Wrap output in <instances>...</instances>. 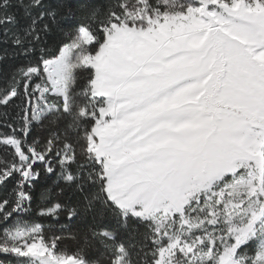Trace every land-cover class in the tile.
Returning a JSON list of instances; mask_svg holds the SVG:
<instances>
[{"label": "snow or ice", "instance_id": "snow-or-ice-1", "mask_svg": "<svg viewBox=\"0 0 264 264\" xmlns=\"http://www.w3.org/2000/svg\"><path fill=\"white\" fill-rule=\"evenodd\" d=\"M14 6L0 0V43L24 58L0 88L18 109L0 112V264H264V0ZM45 121L64 127L29 142ZM41 171L75 202L39 216L91 217L74 252L23 219Z\"/></svg>", "mask_w": 264, "mask_h": 264}, {"label": "trees", "instance_id": "trees-1", "mask_svg": "<svg viewBox=\"0 0 264 264\" xmlns=\"http://www.w3.org/2000/svg\"><path fill=\"white\" fill-rule=\"evenodd\" d=\"M25 3L28 0H24ZM58 0H45L46 5H50L51 7H55ZM71 7L75 8L78 3L82 2V0H65ZM93 7H103L107 0H88ZM15 6L12 8V11L22 16L23 9L19 7V0H14ZM51 24V21H47ZM27 20L22 19L21 24H26ZM61 23L65 26H70L71 22L69 21H61ZM57 35L55 32V28L53 27V32L49 34L46 39L48 40V45L52 46L53 42L57 39ZM7 53H11L13 51V47L10 44L0 43V57H4L0 59V88L5 86L7 78L13 68L20 65L24 58L23 57H12L11 55H6ZM39 56L37 52L32 59L35 60ZM81 84L83 81L80 82ZM16 104H19L20 101L16 100ZM7 111L9 114V118L15 117L17 108L10 105L7 109H4L3 106H0V112ZM64 127L63 122H61L59 129L55 125H51L48 121H45L43 127L34 126L32 128L31 134L28 137L29 142L35 139H39L41 143H43L48 136L53 131H60ZM9 129L0 126V132H8ZM77 151L79 148L77 146ZM4 155V149L0 147V156ZM37 168H40V165H37ZM58 171V169H57ZM14 181L11 179L8 181L6 185L0 186V197H3L7 192L11 191L14 186ZM59 184V187L57 186ZM61 188L64 190L61 191ZM26 191L32 197L31 201V210L23 214V219L29 222H37L44 225V234L46 237H51L53 235L62 236L64 239L59 241V248L62 250H66L69 253L74 252L80 247L82 243V237L87 229V227L91 224V217H83L78 215L72 219L67 217L66 211H62L57 218L52 217H42L38 215L41 207L46 206L49 203L60 202L65 205H70L75 202V197L73 195L74 190L72 188H67L63 185V182L57 180V175L55 173L48 174L46 172L41 171V175L37 180L32 182L31 187H26ZM44 194H47L48 199H44ZM96 227L107 228L109 230L117 229V222L115 218L106 217L103 220L99 221ZM63 229V230H62ZM75 235L77 239H72V236ZM118 239L122 238V234L118 232ZM99 257V253L95 250H89L88 258L89 259H97ZM0 259H7L6 257L0 256Z\"/></svg>", "mask_w": 264, "mask_h": 264}]
</instances>
